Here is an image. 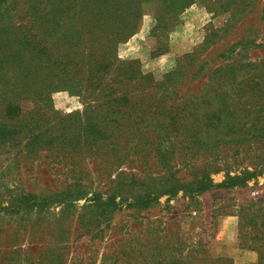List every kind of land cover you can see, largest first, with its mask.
I'll return each instance as SVG.
<instances>
[{"label":"rangeland","instance_id":"rangeland-1","mask_svg":"<svg viewBox=\"0 0 264 264\" xmlns=\"http://www.w3.org/2000/svg\"><path fill=\"white\" fill-rule=\"evenodd\" d=\"M115 2L0 0V109L29 82L0 146V264H264V173L189 189L264 158V0ZM219 99L213 163L193 134Z\"/></svg>","mask_w":264,"mask_h":264},{"label":"trees","instance_id":"trees-1","mask_svg":"<svg viewBox=\"0 0 264 264\" xmlns=\"http://www.w3.org/2000/svg\"><path fill=\"white\" fill-rule=\"evenodd\" d=\"M92 1H98V4L102 7L103 10L107 11L108 8H111V6L119 5L115 2V0H92ZM99 65L102 69V72L106 73L110 71V65L112 61L109 59H103L101 57V60L99 61ZM99 67V69H100ZM26 77L20 78V80L17 82V85H23L24 83H29ZM124 79V78H123ZM100 85H102L101 90L105 93L106 90H103L107 87L109 83H107L104 78L101 79L100 77ZM104 82V83H103ZM118 82V81H117ZM121 83V81H119ZM123 82L121 83V85ZM15 90L18 92L15 93V97L21 101L23 99V95L25 90H21V86H17ZM17 101H6L4 105H1L0 109V146L2 143H6L7 141H17V129L19 128L17 123H14V118L17 114L22 112L21 109V103ZM210 107H207L204 109L203 115L201 114V117L205 118V121L203 123H198L197 126V120L195 121V127H196V133L193 134L195 136L193 143L196 145L195 151H203L202 149H205L210 153V155L214 156L215 159L212 160L213 163L216 161L222 160V158H219L218 150L222 147V145L225 143V140L221 137L218 138L214 136V132L216 133H222L225 127L224 122V114L226 110V105L224 104L223 99H219V103H217L216 107L213 104H209ZM184 112H187V106L183 108ZM182 109V110H183ZM199 115V114H198ZM207 132V135L205 137L201 136V132ZM185 134V133H184ZM203 154V152H202ZM205 155V154H204ZM209 156L206 157L205 160H208ZM258 163L256 167L251 171L248 168H245L242 171H239L238 173L232 174V171H229L228 169H225V179L221 182H215L214 179L211 176V172L204 171L205 176L203 178H200L196 181V183H193L192 185H189V189L194 192H203L208 189L217 187V188H231L236 187L239 185H245L252 179H257L264 173V158H258ZM222 170V167L220 165H217V167L212 168V171L214 172H220ZM109 201H112V204H115V201L109 198ZM253 205H258L259 208L257 209V212L259 215H261L264 219V206L260 203L253 202ZM243 208V207H242Z\"/></svg>","mask_w":264,"mask_h":264}]
</instances>
